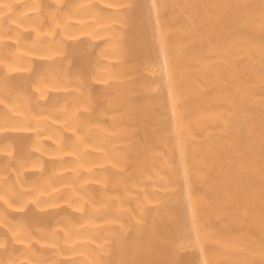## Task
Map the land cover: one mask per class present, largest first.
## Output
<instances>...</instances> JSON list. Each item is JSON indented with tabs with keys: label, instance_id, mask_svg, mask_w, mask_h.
<instances>
[{
	"label": "bare ground",
	"instance_id": "6f19581e",
	"mask_svg": "<svg viewBox=\"0 0 264 264\" xmlns=\"http://www.w3.org/2000/svg\"><path fill=\"white\" fill-rule=\"evenodd\" d=\"M0 264H264V0H0Z\"/></svg>",
	"mask_w": 264,
	"mask_h": 264
}]
</instances>
